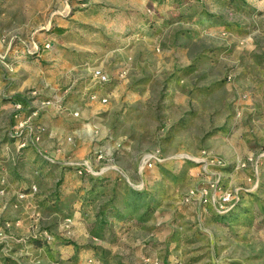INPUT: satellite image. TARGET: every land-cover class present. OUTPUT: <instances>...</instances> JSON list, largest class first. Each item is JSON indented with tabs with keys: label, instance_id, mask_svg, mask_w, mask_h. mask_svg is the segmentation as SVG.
I'll list each match as a JSON object with an SVG mask.
<instances>
[{
	"label": "rangeland",
	"instance_id": "1",
	"mask_svg": "<svg viewBox=\"0 0 264 264\" xmlns=\"http://www.w3.org/2000/svg\"><path fill=\"white\" fill-rule=\"evenodd\" d=\"M0 81L20 264H264V0H0Z\"/></svg>",
	"mask_w": 264,
	"mask_h": 264
},
{
	"label": "crops",
	"instance_id": "2",
	"mask_svg": "<svg viewBox=\"0 0 264 264\" xmlns=\"http://www.w3.org/2000/svg\"><path fill=\"white\" fill-rule=\"evenodd\" d=\"M55 31L59 30L60 28L59 27H54L53 28ZM69 53L66 54L67 58L65 60V63L60 65L59 67H57V73H66L68 72L70 75H73V70H77L78 69V57L80 56H88L89 52L87 51H83V50H78V49H75V50H67ZM11 57V59H10ZM22 58V59H21ZM9 59L11 62H19V63H27V61H25L23 59V55H14L12 53L9 54ZM83 60V59H82ZM65 66V67H64ZM62 67H64V69H62ZM61 68V69H60ZM0 84L2 85V81H0ZM55 85V81L50 83V82H43L41 83L39 86L41 88H45L46 86L48 87L49 85ZM0 85V86H1ZM79 89H75L74 91H72V94L71 96L72 97H78V96H83L84 94V91H82V89L80 88H84L83 86L82 87H79L77 86ZM16 88L17 86H13V87H8V90L9 92H14L16 91ZM86 90V89H85ZM77 91H80L79 95ZM17 95V93L15 94ZM11 99L9 100V103L13 106V99H16L14 96H11L10 97ZM89 101H94V100H89ZM25 109V108H24ZM24 109H21V110H24ZM13 116L15 118H17L16 121H19L22 118H24L25 116V112L21 111L19 112V114L15 115V112L13 114ZM15 121V122H16ZM18 123V122H17ZM16 125V124H14ZM38 153L39 154H42V150L41 149H37ZM43 155V154H42ZM54 156V154L51 153H48L47 157H49V159H51L52 157ZM5 182V181H4ZM88 216H90V212L88 211L87 212ZM12 217V216H11ZM12 220V224L7 228V233H6V237L2 240L3 242L0 243V247H1V251L0 252V264H20L21 263V260H23V258H25V254H21L19 253V255H17L18 253L17 252H22L23 250V246H25V244L23 243L24 241H15L16 238H21V235L20 233L22 234L23 232H25L26 228H25V225L19 221V224L17 223H14L13 222V218H9V220ZM113 227V231H117L121 228V225H119V223H116L114 222L113 225H111ZM111 228V227H110ZM110 228H107L105 229L104 231H111ZM50 242H53L55 243V241H50ZM26 246H27V249H31V250H34L35 247H33V244L31 242H27L26 243ZM31 256V255H30Z\"/></svg>",
	"mask_w": 264,
	"mask_h": 264
},
{
	"label": "built area",
	"instance_id": "3",
	"mask_svg": "<svg viewBox=\"0 0 264 264\" xmlns=\"http://www.w3.org/2000/svg\"><path fill=\"white\" fill-rule=\"evenodd\" d=\"M38 50V49H37ZM37 50L35 52H37ZM93 75L98 79V81L100 82H106L108 77L105 73H103L100 69H95L94 72H93ZM13 106L14 108L16 109L15 111L19 110L22 108L21 104L20 103H13ZM17 113L15 112V115ZM26 120H20L18 121V123L16 125H14L12 128H11V131H10V136L13 137V138H16V140L18 139V142L21 141V144H19L20 146H24L25 144V138H24V131H25V128L26 125ZM31 127L29 126V130L31 131ZM101 155H99L100 157ZM149 165H151V161L148 163ZM80 171V170H79ZM238 199V197H230L229 194H222L220 197H219V200L217 202L218 205H215L214 206V209L216 211H219V212H224L226 211L228 208H226V205L227 204H230V202L234 203L236 202ZM231 203V204H232Z\"/></svg>",
	"mask_w": 264,
	"mask_h": 264
},
{
	"label": "trees",
	"instance_id": "4",
	"mask_svg": "<svg viewBox=\"0 0 264 264\" xmlns=\"http://www.w3.org/2000/svg\"><path fill=\"white\" fill-rule=\"evenodd\" d=\"M22 100V101H21ZM13 101V103H20L21 104V106L23 107V108H25V106H26V103H25V101H24V99H13L12 100ZM236 204V203H235ZM234 204V205H235ZM215 210V209H214ZM231 209H228V210H226V211H224V212H221V213H218L219 214V216H224V215H227L228 213H230L229 211H230ZM216 211V210H215ZM216 213H217V211H216Z\"/></svg>",
	"mask_w": 264,
	"mask_h": 264
}]
</instances>
